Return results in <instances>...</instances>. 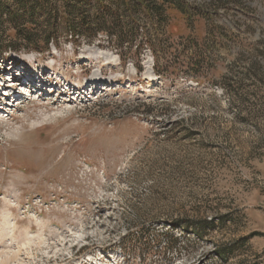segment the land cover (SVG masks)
Wrapping results in <instances>:
<instances>
[{"label":"rangeland","instance_id":"1","mask_svg":"<svg viewBox=\"0 0 264 264\" xmlns=\"http://www.w3.org/2000/svg\"><path fill=\"white\" fill-rule=\"evenodd\" d=\"M179 1L0 55V264H264V0Z\"/></svg>","mask_w":264,"mask_h":264},{"label":"trees","instance_id":"2","mask_svg":"<svg viewBox=\"0 0 264 264\" xmlns=\"http://www.w3.org/2000/svg\"><path fill=\"white\" fill-rule=\"evenodd\" d=\"M159 1L0 0V55L8 48H23L43 53L48 51L49 44L57 45L60 34L74 40L105 34L110 38L115 37L113 44L120 50L124 47H138V44L133 43L137 34L136 26L139 25L138 20L133 17L137 9H144L152 23L160 26L167 25L168 10L188 16L190 9L183 2ZM5 29L13 31L14 36L22 43H6ZM151 50H154L152 45ZM119 57H124V53L120 52ZM167 238L165 250L175 251L177 237L170 235Z\"/></svg>","mask_w":264,"mask_h":264},{"label":"bare ground","instance_id":"3","mask_svg":"<svg viewBox=\"0 0 264 264\" xmlns=\"http://www.w3.org/2000/svg\"><path fill=\"white\" fill-rule=\"evenodd\" d=\"M100 80L98 79V78H94L93 80H92V82L91 83H94V84H92V85H96V84H98V83H100L99 82ZM59 83V82H58ZM96 83V84H95ZM70 88V87H69ZM27 241V242H26ZM26 241H24V242H26L27 244H29L30 245V243H31V240L30 239H27ZM22 243V244H20V246H26V243ZM28 245V246H29ZM19 251V250H18Z\"/></svg>","mask_w":264,"mask_h":264}]
</instances>
